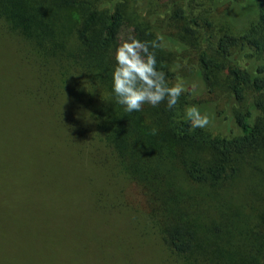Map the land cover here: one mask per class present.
<instances>
[{
    "label": "trees",
    "instance_id": "trees-1",
    "mask_svg": "<svg viewBox=\"0 0 264 264\" xmlns=\"http://www.w3.org/2000/svg\"><path fill=\"white\" fill-rule=\"evenodd\" d=\"M127 29L195 92L126 112ZM0 264H264V0H0Z\"/></svg>",
    "mask_w": 264,
    "mask_h": 264
},
{
    "label": "clouds",
    "instance_id": "clouds-1",
    "mask_svg": "<svg viewBox=\"0 0 264 264\" xmlns=\"http://www.w3.org/2000/svg\"><path fill=\"white\" fill-rule=\"evenodd\" d=\"M159 45L155 42L141 41L135 36H128L115 50L116 66L112 72V89L117 103L125 106L128 113L139 112L144 104L153 107L165 100L169 110L175 108L179 98L186 91L195 92L197 84L188 87L181 77L169 84L163 71L157 69V58L154 51ZM185 117L192 129L205 128L211 123L207 113L199 106L185 108ZM156 129H153V134Z\"/></svg>",
    "mask_w": 264,
    "mask_h": 264
},
{
    "label": "rangeland",
    "instance_id": "rangeland-1",
    "mask_svg": "<svg viewBox=\"0 0 264 264\" xmlns=\"http://www.w3.org/2000/svg\"><path fill=\"white\" fill-rule=\"evenodd\" d=\"M130 35V29H127V31H124L123 32V36H122V38H124L125 36V38H124V40L128 37ZM122 41H123V39H122Z\"/></svg>",
    "mask_w": 264,
    "mask_h": 264
}]
</instances>
